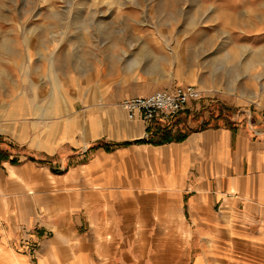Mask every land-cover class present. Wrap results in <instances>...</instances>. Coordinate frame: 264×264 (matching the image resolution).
Here are the masks:
<instances>
[{"label": "rangeland", "instance_id": "obj_1", "mask_svg": "<svg viewBox=\"0 0 264 264\" xmlns=\"http://www.w3.org/2000/svg\"><path fill=\"white\" fill-rule=\"evenodd\" d=\"M245 2L0 0V119L6 124L15 120L16 131L22 130L28 140L43 136L49 120H72L75 125L73 108L83 96L119 101L188 84L201 91L202 99L161 128L185 133L228 126V117L243 114L249 104L254 109L255 104L240 97L264 95V33L257 31V12L247 10ZM13 109L18 116H12ZM240 120L233 123L245 128L246 120ZM13 138L0 134V144L4 141L8 148L6 159L39 160L36 151ZM154 206L151 210L149 202L138 204L143 231L136 236L138 256L145 264H193L195 252L180 236L183 226L164 235V248L157 247L162 204ZM77 221L73 230L89 244L84 252L91 263L113 264L119 253L115 249L128 242L129 234L93 235L83 220L81 226ZM112 222L109 227L134 225L125 217ZM182 222L188 227L184 220L178 224ZM188 232L190 237L189 227ZM80 250L69 251L64 262L52 251V261L89 264ZM4 258L3 264H23L25 259L12 250H3L0 261Z\"/></svg>", "mask_w": 264, "mask_h": 264}, {"label": "crops", "instance_id": "obj_2", "mask_svg": "<svg viewBox=\"0 0 264 264\" xmlns=\"http://www.w3.org/2000/svg\"><path fill=\"white\" fill-rule=\"evenodd\" d=\"M245 1L264 33V0ZM240 98L254 109L249 104L243 114L228 117V126L179 131L186 137L162 144L148 142L161 139L152 134L157 126L129 119L120 100L104 96L76 100L75 125L49 120L43 136L32 140L0 126V134L40 155L15 164L0 156V254L12 250L23 264H40L41 258L56 264L53 253L64 262L69 251L82 249L92 264L84 252L89 244L73 230L76 218L93 235L129 234L115 249L113 264H145L136 236L143 233L138 204L146 201L151 210L162 204L157 247L183 226L180 236L195 252L193 264H264V95ZM238 119L246 120L245 128L233 123ZM6 149L3 141L0 151ZM119 217L134 225L108 226ZM182 220L190 237L187 225L178 224Z\"/></svg>", "mask_w": 264, "mask_h": 264}, {"label": "built area", "instance_id": "obj_3", "mask_svg": "<svg viewBox=\"0 0 264 264\" xmlns=\"http://www.w3.org/2000/svg\"><path fill=\"white\" fill-rule=\"evenodd\" d=\"M202 97L199 89L187 84L157 90L148 96L123 98L118 105L131 120H138L149 126L166 127L190 103Z\"/></svg>", "mask_w": 264, "mask_h": 264}, {"label": "trees", "instance_id": "obj_4", "mask_svg": "<svg viewBox=\"0 0 264 264\" xmlns=\"http://www.w3.org/2000/svg\"><path fill=\"white\" fill-rule=\"evenodd\" d=\"M152 134L154 136H158L159 138H161L160 140H148V142L150 143H154V144H162V141H172V140H179V139H183L186 137V134H180L179 131H175L174 134H172V129H165V128H159V127H155L152 131ZM0 156L2 157L1 159H6L5 154H3V152L0 151ZM12 164H15L16 161L12 160L11 161Z\"/></svg>", "mask_w": 264, "mask_h": 264}, {"label": "bare ground", "instance_id": "obj_5", "mask_svg": "<svg viewBox=\"0 0 264 264\" xmlns=\"http://www.w3.org/2000/svg\"><path fill=\"white\" fill-rule=\"evenodd\" d=\"M200 89L203 90V88H201V87H200ZM203 91H205V90H203ZM207 92L212 93L213 91L211 90V91H207ZM11 113H12V116L15 117V116H18L19 111L13 109ZM12 121H15V120H12ZM12 121L9 124H6L5 123L6 121H3L0 119L1 130L7 131V132L8 131L15 132L17 134V136H22V138H24L22 131H16V128H15L16 125H14L15 122H12Z\"/></svg>", "mask_w": 264, "mask_h": 264}]
</instances>
